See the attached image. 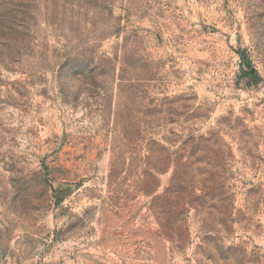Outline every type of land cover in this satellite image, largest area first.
<instances>
[{"label": "rangeland", "instance_id": "rangeland-1", "mask_svg": "<svg viewBox=\"0 0 264 264\" xmlns=\"http://www.w3.org/2000/svg\"><path fill=\"white\" fill-rule=\"evenodd\" d=\"M0 264H264V0H0Z\"/></svg>", "mask_w": 264, "mask_h": 264}, {"label": "trees", "instance_id": "trees-1", "mask_svg": "<svg viewBox=\"0 0 264 264\" xmlns=\"http://www.w3.org/2000/svg\"><path fill=\"white\" fill-rule=\"evenodd\" d=\"M79 65V64H78ZM82 72H86V70H82ZM89 73H86V75H88L86 78L88 79V77L90 78L93 74V70L91 69L90 71H88ZM84 73H78V74H81V75H84ZM86 79V80H87ZM188 145H184V147H186ZM189 160V159H188ZM185 161L183 162V159H177L176 163H175V172L173 174V186H172V189L174 188H177L174 183L177 182L183 186H185L184 188H186V190H188V186H189V181H188V171H189V161ZM163 171V170H162ZM191 194V192H190Z\"/></svg>", "mask_w": 264, "mask_h": 264}]
</instances>
